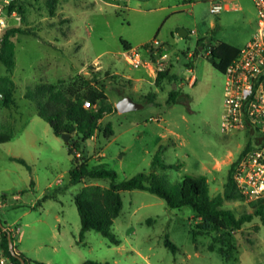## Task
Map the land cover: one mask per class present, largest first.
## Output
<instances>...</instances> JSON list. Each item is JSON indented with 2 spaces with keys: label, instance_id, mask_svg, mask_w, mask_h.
I'll return each mask as SVG.
<instances>
[{
  "label": "rangeland",
  "instance_id": "rangeland-1",
  "mask_svg": "<svg viewBox=\"0 0 264 264\" xmlns=\"http://www.w3.org/2000/svg\"><path fill=\"white\" fill-rule=\"evenodd\" d=\"M44 1L26 0L23 20L16 7L4 4L7 25L0 30L44 25L39 37L22 33L13 38L11 69L0 61V75L15 82V104L2 106L0 98V131L5 125L12 131L9 139L0 141V220L11 229L13 245L22 250L27 264H80L85 259L109 264H264V225L258 216L240 229L195 233L199 218L193 217L191 206L170 207L157 194L138 188L120 190L122 207L111 225L119 243L94 229L80 239L74 195L84 184L108 186L110 180L87 177L70 182L73 155L66 141L24 96L37 83H56L82 70H97L93 65L99 64L113 109L81 144L80 155L88 164L114 169L116 181L151 170L170 183L184 175H205L210 194H217L230 163L250 138L244 130H221L225 77L209 60L208 46L196 50L197 40L241 47L255 27L253 1L59 0L54 19ZM213 1L235 7L212 13ZM180 30L187 34L180 35ZM154 38L170 56V74L177 75L173 99L168 92L175 82L157 87L149 68L135 67L125 58L122 41L138 47L141 59H149L141 43ZM188 67L196 77L193 83L186 78L192 73ZM151 93L155 96L148 99ZM124 96L142 107L118 111L115 105ZM108 126L112 135H106ZM159 148L161 160L152 168ZM223 206L237 215L253 210L241 197L225 199ZM166 238L176 244L175 251L165 245ZM0 260L8 264L5 256Z\"/></svg>",
  "mask_w": 264,
  "mask_h": 264
},
{
  "label": "trees",
  "instance_id": "trees-1",
  "mask_svg": "<svg viewBox=\"0 0 264 264\" xmlns=\"http://www.w3.org/2000/svg\"><path fill=\"white\" fill-rule=\"evenodd\" d=\"M26 0H13L10 7H16L24 18ZM46 7L50 14H53L58 0H45ZM29 33L37 35L34 27L13 25L6 27L0 37V61L9 70L14 66V41L13 37L18 34ZM124 48L132 45L122 41ZM144 45V44H143ZM197 48L208 46L207 54L212 65L223 71L226 65L237 55L239 47L228 42L219 40L215 44L204 42V38L197 40ZM169 65L162 71L157 72L153 83L162 88L165 81L177 83V75L170 74ZM89 67L92 68V65ZM106 74V73H105ZM117 74V73H115ZM130 80V79H129ZM15 82L7 75H0V98L1 104L10 107L15 104L13 92ZM175 89L168 92V99H173ZM24 96L32 100L36 106L37 114L44 118L56 135L63 132L71 134L68 140V153L73 155V166L69 170L70 182L75 183L83 178H108V186L101 184H84L74 195V203L80 217L79 237L83 238L84 232L94 229L109 239L112 243H119V238L112 231L113 219L119 214L122 207L120 190L122 189H145L162 197L170 207L191 206L193 217L199 218L196 227L199 230L194 232L205 233L209 229L226 232L230 229H240L245 222L258 216L264 225V201L261 199L249 200L251 212H243L237 215L231 208L223 206L225 199L242 197L238 191L234 179L233 169L235 160L230 163L227 177L223 184V189L217 194H210L209 184L205 175L191 176L184 175L177 183H170L158 177L152 170L149 172H138L126 179L116 181V171L105 164L89 165L87 157L82 152V142L92 137L100 128L103 116L113 109V105L108 102L107 94L103 87V75L99 69L87 73L79 72L68 78L59 79L56 83L41 82L32 87H28ZM151 93L146 97L154 98ZM84 100L90 102V106H84ZM5 130L0 131V141L9 139L12 131L5 125ZM106 135L113 132L108 126ZM76 136V138L74 137ZM161 149L154 154L151 161L153 168L160 162ZM13 159L26 164L21 157L13 156ZM7 233L13 235L11 229L0 225V251L9 259V264H20L19 256L23 257L25 264L27 258L23 252L17 251L18 255L10 252L8 247ZM230 244V240H228ZM165 245L175 251L177 246L169 238L164 241ZM213 249V248H212ZM221 253V252H220ZM223 254V253H221ZM224 255V254H223ZM224 256H228L225 254ZM42 264L41 262H39ZM80 264H109L107 261L95 259H85Z\"/></svg>",
  "mask_w": 264,
  "mask_h": 264
},
{
  "label": "built area",
  "instance_id": "built-area-1",
  "mask_svg": "<svg viewBox=\"0 0 264 264\" xmlns=\"http://www.w3.org/2000/svg\"><path fill=\"white\" fill-rule=\"evenodd\" d=\"M11 1L0 2V30L7 25L3 5ZM252 1L256 8L254 31L222 71L224 113L220 127L223 132L244 130L249 135L235 159L233 179L243 199L264 201V0ZM227 7L223 2L213 1L209 10L218 13ZM142 47L149 53V59H141L138 47L125 48V58L133 66L149 68L156 75L172 64L159 40L154 38ZM187 69L192 72V68ZM186 78L189 83L196 79L193 72ZM84 106H90V102L84 100Z\"/></svg>",
  "mask_w": 264,
  "mask_h": 264
},
{
  "label": "water",
  "instance_id": "water-1",
  "mask_svg": "<svg viewBox=\"0 0 264 264\" xmlns=\"http://www.w3.org/2000/svg\"><path fill=\"white\" fill-rule=\"evenodd\" d=\"M179 34L180 35H186L187 34V31L186 30H180L179 31ZM176 87V84L173 83V88ZM142 103L140 102H137L135 100H133L132 97L130 96H124L122 97L121 99H119L116 103V108L118 111L120 112H124V111H128V110H131V109H135V108H139V107H142ZM62 138L64 140H68L71 136V134L69 132H63L61 134ZM0 225L2 226V228H4L5 226L3 225V223L1 222L0 220ZM7 239H8V247H9V250L12 254L14 255H18L17 251L15 250L14 248V245H13V241L11 239V235L10 233H7ZM20 258V264H25V260L23 257L19 256Z\"/></svg>",
  "mask_w": 264,
  "mask_h": 264
},
{
  "label": "crops",
  "instance_id": "crops-1",
  "mask_svg": "<svg viewBox=\"0 0 264 264\" xmlns=\"http://www.w3.org/2000/svg\"><path fill=\"white\" fill-rule=\"evenodd\" d=\"M223 3H225L228 7L227 8H224L225 10H228V9H231V8H234L235 7V5H232V4H230L229 2H227V1H223ZM58 4H59V0H58V2H57V5H56V8H55V11H54V13L53 14H50L49 13V17L51 18V19H54V17L57 15V7H58ZM15 10H13L12 12H11V14H13V15H15ZM62 17H64V16H61V18ZM65 18H67V17H65ZM56 19V18H55ZM58 20V22H60V20L61 19H57ZM49 21V20H48ZM47 21V22H48ZM255 21V20H254ZM47 25H52L51 23L49 24V23H46ZM45 24V25H46ZM19 25V24H18ZM13 26V25H12ZM44 26V25H43ZM43 26H37V27H34L35 28V31H36V33H37V35H34V36H36V37H39V34H38V31H39V29H41V28H43ZM27 27H32V26H30L29 24L27 25ZM254 31V30H253ZM253 33V32H252ZM252 33H251V35H252ZM27 34H29V33H27ZM33 35V34H32ZM250 35V36H251ZM250 36L248 37V39L250 38ZM14 38V37H13ZM247 39V40H248ZM246 40V41H247ZM126 44H130L129 42H127V41H124ZM145 42H142L141 43V46L144 44ZM124 51H125V48H124ZM93 66H95L96 68H98V69H101L102 67H100V65L99 64H94ZM80 72H87V70L85 71V70H82V71H80ZM114 73H116V72H114ZM117 74H119V73H117ZM120 75V74H119ZM152 75H153V81H154V78H155V74H153L152 73ZM122 76V75H121ZM128 78V77H127ZM64 79V78H63ZM130 79V78H129ZM196 80V79H195ZM195 82V81H194ZM177 84L178 83H176V86H177ZM15 232H18V227H16L15 228ZM14 248H15V246H14ZM15 250L16 251H21L22 252V250H20L19 248H15ZM0 254L2 255L1 257H0V259H3L4 260V255L2 254V252L0 251ZM5 258L6 259H8L6 256H5ZM9 259H8V264H9Z\"/></svg>",
  "mask_w": 264,
  "mask_h": 264
}]
</instances>
